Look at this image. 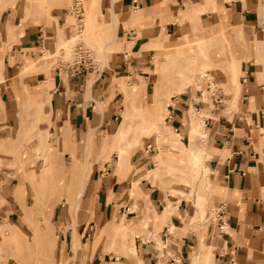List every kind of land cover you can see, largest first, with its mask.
I'll use <instances>...</instances> for the list:
<instances>
[{
    "label": "rangeland",
    "instance_id": "obj_1",
    "mask_svg": "<svg viewBox=\"0 0 264 264\" xmlns=\"http://www.w3.org/2000/svg\"><path fill=\"white\" fill-rule=\"evenodd\" d=\"M25 1L26 9L30 10V15L24 24L29 22L34 24L45 23L55 18L51 15L53 6L48 0ZM81 1L84 6V13L78 17L72 10L75 0H68L71 15L69 18L73 25L71 32H61L62 23H57L58 38L56 42L49 47L37 48L34 57L31 55L24 57L19 79L21 82L20 89L26 95L24 101L0 103V108L4 107L14 112L12 117L10 114V117H7L0 113V121H6L4 122L5 125L0 127L2 136H7L6 140L2 138L0 166L4 172V177H6L5 183L8 187H17L21 193L19 187L23 186L24 197H22L24 199L26 196L28 199V205H24L23 216L26 220V240L21 239L20 232L12 233V229L2 233L7 243L17 240L13 262L16 264H71L68 252L64 253L61 250V243L67 237L70 240L68 231L70 227L74 228L76 231L73 250L76 257L83 256L78 229L83 227V230H88L92 223L95 225L94 230L90 232L92 236L88 238L90 233L87 232L85 242L94 237L98 243L104 236V239L106 238V245L103 247L104 255L111 251L118 257L122 255L127 258L133 255L136 257V254L131 251L122 249L121 242L125 240L134 241L137 233L144 231L138 230L139 224L146 226L154 224L157 222L156 219L165 213L163 210L157 211V208L149 203L153 207L150 211L153 221L147 222V215L144 211L138 217L139 224H137L138 222L131 224L128 235L125 236L121 233H117L116 236L114 234L122 224L121 219L130 223L133 218L126 220L124 214L126 211L120 212L119 207L116 208L114 221L101 223V216L97 212L99 211L98 205L102 206V204L95 200L93 175L97 174L98 176L104 172V178L110 176L111 169L114 171L117 163L121 161L118 153L122 152L125 168L122 174L115 175L116 177L120 176V178H116L117 181H122V177H126L125 175L130 169H133L129 182L126 184L127 187H133L135 179L146 178L150 181V186L152 183L164 192L167 202L170 199L173 201L177 197L174 192H171L170 195L168 190L175 188L184 190L185 199L179 203H182L191 213L189 222L200 237V245L194 248L192 261L196 260V264H210L209 255L213 249L206 245L209 236L208 227L210 222L217 217L219 209L224 208L228 201V197L222 191L223 188L213 179L215 170H213L212 157L215 152L211 148V138L208 132L205 137H201L197 132L195 126L202 117L200 113L196 112L195 107L191 108L186 119L187 122H185L186 125L179 133L177 132V135L182 137L186 132V126L188 127V133L182 137V142H175L170 137L165 124L173 126L165 120V116L168 114V104L172 101V96H180L184 93H180L181 90L176 89L179 81L184 78L187 84H191L189 89L185 91L192 98L191 103L198 101L196 100L198 97L193 98L192 95L197 90L195 82L200 79V84L205 90L214 89L216 91L215 96H217V90L224 94L228 110H239L240 84L237 85L233 82L232 77L237 75L240 82L246 61L255 59L258 63L261 62L258 54L260 48L255 41L257 31L255 24L257 22H248L242 12L235 9L228 11L224 8L218 12L217 21L208 22L204 20L202 24L199 20L200 14L210 7L191 5L187 9L181 10L186 19L180 20L181 28L178 32L152 38L148 46L152 49L150 60L152 68L148 69L150 79L142 83L137 77L127 81L124 80V77L118 79L115 77L113 82L109 84L105 80L102 82L100 75L105 78L110 73H114V65L123 55V52H119L122 47H116L117 44L114 45L113 43L108 44V41L115 38V35L113 27L104 23V20L108 21L109 19H106L102 7L99 9L104 15L97 14L96 20H92L88 14L90 0ZM243 1L246 2V0ZM248 1L247 5L244 4L245 8L252 9L255 13H260L263 9L264 13V0ZM208 3L213 4V8H217L216 0H208ZM99 6H101L100 1ZM97 22L102 23V25H98ZM232 23H236V25L233 26ZM240 29H242L241 33H239ZM131 47L130 44L129 51L134 54ZM219 47L225 49L221 58L215 56ZM135 55L137 57L138 53ZM81 57L86 58V61L83 59L82 64H86V67H90V69L84 75L76 76L80 80L75 86L84 85L85 88L81 90L86 92L85 101L90 105L91 98L88 88L91 89L95 83L96 88L93 91L95 92L96 89L100 88L101 99L97 98L96 100L101 102V106L96 108L97 101L92 102L93 112L88 120L91 124L88 132L81 133L79 129H73L70 135L65 134V129L67 130L69 127L61 123L59 129L62 130V133L56 134L55 115L58 110L53 109L52 106V92L55 91V85L52 83H54L55 70L58 69L65 84H73L74 82L70 81L67 76V67L80 61ZM157 59H163V67L158 73H155ZM191 68H196L194 73ZM199 70L211 71V74L216 78V81L213 79L215 85L212 86L209 82L210 75L199 78L197 76ZM42 72L46 74L45 80H35V83L23 82L24 77L30 78L32 74ZM1 77L4 79V76ZM128 82H130L129 85ZM135 85L137 93L130 94L128 89ZM14 89L17 88L14 87ZM109 92H111L110 95ZM102 98L106 99L101 101ZM206 104V106L211 105ZM108 109L111 111L106 115ZM98 113L102 123H100L99 118L97 119ZM126 116L129 117L130 126L126 134H123L119 128ZM146 125H151L153 128L148 135L141 133L142 126ZM197 126L201 127L200 124ZM156 127L163 129L161 134L156 133ZM88 134H90L91 144L86 145ZM48 143L65 164L64 183L61 191L58 192L53 190L49 177L44 176L43 180L39 182V176H33V172H31V169L38 172V168L44 165L43 146ZM105 143L107 148L103 152ZM150 143L158 147L152 151V163L151 160H145V163L135 161V154L143 151ZM68 145L71 146V150ZM24 147H29V149L23 150ZM191 148L205 150L202 165L196 170H193L189 164L175 168L164 163L165 169H158L156 174L153 172L152 174L146 173L148 168L157 167L162 155L166 157L185 155L187 158ZM71 151L76 152V154ZM99 167L102 168L100 172ZM87 171L89 172L88 176L85 175ZM73 176H76L75 188L71 198H68L69 195L65 194V189ZM138 196L136 193L130 198L136 200ZM133 214L134 212H130L129 216L131 217ZM51 236L56 239L54 245H51L52 241L49 240ZM26 243H28L27 247ZM0 261L9 264L3 258L1 249ZM105 261L103 260V264Z\"/></svg>",
    "mask_w": 264,
    "mask_h": 264
},
{
    "label": "crops",
    "instance_id": "obj_2",
    "mask_svg": "<svg viewBox=\"0 0 264 264\" xmlns=\"http://www.w3.org/2000/svg\"><path fill=\"white\" fill-rule=\"evenodd\" d=\"M56 1L51 9V15L55 17L53 20L45 23L29 22L24 24L30 15V10L26 9V1L0 0V103L24 101L26 95L20 89L21 82L19 80L24 57L28 55L34 57L37 48L49 47L56 42L58 38L57 23H62L61 32L72 31L73 25L69 18L71 15L68 0ZM99 1L101 5L99 8L102 7L105 11L107 20H110L112 9L117 14L118 40L116 47L121 46L122 49L119 52H123L114 65V73H110L105 78L100 75L102 82L105 80L109 84L115 77L116 79L124 77L126 81L137 77L142 83L150 79L148 69L152 68L150 61L152 49L148 46L152 38L178 32L181 28L180 20L186 19L181 10L187 9L191 5L210 7L200 14L199 20L202 24L204 20L217 21L218 12L224 8L228 11L235 9L242 12L248 22H257L255 24L257 27L255 41L260 48L259 56L262 54L261 62L258 63L255 59H250L243 66L239 87V110H228L224 94L218 90L217 96L212 99V104L208 108L207 101L202 99L201 91L198 90V99H196L198 101H193V103H191L192 98L185 92L180 96H172L167 114L171 115V118L167 119L166 115L165 120L177 131H181L186 125L185 122H187L186 119L192 107L198 105L200 111L206 114V129L211 138V148L215 152L212 157L213 170H215L213 179L223 188L222 191L228 197L224 208L219 209L217 217L210 222L208 227L209 236L206 245L213 249L209 255L210 264H229L232 260H235L237 264H264V15L261 17L260 13L245 8L244 4L247 5L248 0L246 2L243 0H216L217 8H213V4H209L208 0H108V3L107 0ZM99 8L98 15L103 16L104 14ZM108 21L104 20L105 23ZM130 44L134 54L129 51ZM135 53H138L137 57ZM55 71L54 83H52L55 85V91L52 92V106L53 109L58 110L55 115V133H62V130L59 129L61 123L69 127V129H65V134L70 135L73 129H79L81 133L88 132L91 127L88 120L93 112L91 104L93 101H97L96 108L99 106L96 99H101L100 88L94 92L95 83L91 89L88 88L91 98L89 105L85 101L86 92L81 90L85 88L84 85L75 86L80 79L74 74L67 73L69 80L74 83L65 84L58 69ZM208 75H211L214 80L216 79L211 71ZM1 76H4V79ZM45 76L46 74L43 72L34 73L30 76L31 79L27 76L24 77L23 82L43 81ZM83 83L85 84V81ZM129 84L130 82H128ZM104 99L106 98H102L101 101ZM110 111L108 109L106 115ZM0 113L7 117L14 114L13 111L4 107L0 108ZM98 118L102 123L99 113ZM4 122L6 121H0V127L5 125ZM187 128L186 126V132L182 137L187 135ZM6 137V135L2 136V129H0V150L3 145L2 138L6 140ZM145 149L146 147L143 151L137 152L134 159L141 163L151 160L152 163L153 150L146 153ZM101 170L102 168L99 167V172ZM111 170L110 176L106 178H104V172L98 176L97 174L93 175L95 200L102 204V206L98 205L99 211L97 210L101 216V223L114 221L116 208L119 207L120 212L126 211L124 213L126 220L133 218V221L139 224L138 217L145 211L146 201L142 196H138L137 200L130 198L129 190L133 187H127L126 184L129 182L133 169H130L125 175L126 177H122V181H117L116 178H120V176L116 177L117 174H114L113 169ZM31 172H33V176L38 177V172L34 169H31ZM5 178L0 166V249L3 258L8 261L7 263L16 264L13 262V254L16 251L17 240L7 243L2 233L12 229V233L20 232L21 239L26 240V220L23 216L24 205H28V199L26 196L23 199L17 187L9 188L5 183ZM138 181L141 191L149 195L153 207L157 208V211L165 209L168 202L164 192L152 183L150 186V181L146 178H141ZM183 199L185 198L183 197L181 200ZM176 203H174L175 206L170 215L162 214L156 219L158 223L149 226L139 224L138 230L144 231L137 233L134 239L137 249L136 257L135 255L130 258L125 255L118 257L111 251L104 255L103 247L106 245L104 236L98 243L94 237L85 242L87 232L90 233L94 230L93 223L88 230H83V227L78 229L83 256L76 257L74 253L73 242L76 230L71 227L68 231L70 240L68 237L65 241L63 240L61 250L64 253L68 252L71 264H103V260H106L104 264H138L139 262L142 264H192L193 250L200 245L199 233L189 222V217H191L189 210L182 203ZM130 205L131 209H128ZM130 212H134L131 217L129 216ZM91 236L92 233L88 238ZM53 239V236L49 239L50 242L52 241L51 245L55 243L56 239ZM25 245L27 247L28 243ZM0 264H5V261H0Z\"/></svg>",
    "mask_w": 264,
    "mask_h": 264
},
{
    "label": "bare ground",
    "instance_id": "obj_3",
    "mask_svg": "<svg viewBox=\"0 0 264 264\" xmlns=\"http://www.w3.org/2000/svg\"><path fill=\"white\" fill-rule=\"evenodd\" d=\"M48 2L50 3V5H53L57 1L56 0H48ZM98 8H99V0H90L89 7H88L89 13H88V11H87V13L90 15L92 20H96V16L98 14ZM263 15H264V13H263V9H262V11L260 12V16L263 17ZM97 23H98V25H102V23H99V22H97ZM107 24L111 25L113 27L114 33H115L114 34L115 38H113L112 40H109L108 44L109 43H113L114 45H116V43H117V35H118V17H117L116 12L113 9H112L111 18H110V20L108 22L105 23V25H107ZM232 25L235 26L236 23L235 24L232 23ZM233 26H231V27H233ZM239 31H240L239 33H241L242 29H240ZM224 52H225V49L222 48V47H219V48H217V50L215 52V56H217L218 58H221L223 56ZM162 60L163 59H157L156 60V62H157V70L155 71V73H158V71L160 69H162V67H163V63H162L163 61ZM195 69L196 68H191V71L194 73ZM208 74H209V72L205 71V70H199L197 72V76H199V78L203 77V76H206ZM187 80H188V78H187ZM209 80H210V83L212 84V86H214L215 82L213 81V78H212L211 75L209 77ZM232 81L235 82L237 85L240 84L237 75L236 76L233 75ZM200 83H201L200 79H198L195 82L196 89L201 91L200 94H201L202 99L206 100L208 104H212V99L215 97L216 91L214 89L212 90L210 88H208V90L207 89L205 90L203 85H201ZM190 85L191 84H187V81L184 78V79H181L179 81V85H178V87L176 89L179 90V91L181 90L180 93L181 92H185L187 89H189ZM197 90L194 91V93L192 95L193 98L198 97L197 96ZM128 91H130V94L131 93H135L136 94L137 93L136 85L134 87L128 89ZM98 105L101 106V102L100 101H98ZM199 113H200V116L202 118H201V121L199 120L196 123L195 128H196L197 132L200 134L201 137H205V136H207V129L205 128V127H207L206 123H205V115L206 114H203L201 111ZM127 115H128V113H127ZM128 116H126L125 120L123 121V123L121 124V126L119 128V131L121 133H123V134H126L128 128L130 126V124H129L130 121L128 119L129 118ZM198 124L201 125L200 128L197 126ZM165 127L167 128L166 130L169 131L170 137H172V139L175 142H182L183 141L182 137L177 135V132L179 133V131H177L176 129H174L173 127H171L167 123L165 124ZM152 129L153 128H152L151 125L142 126L141 133H143L144 135H148L152 131ZM155 131H156L157 134H161L163 129H160V128L156 127ZM88 144H91L90 134H88V137H87V140H86V145H88ZM68 148L71 150L70 145H68ZM106 148H107V144L105 143L103 145V152L106 150ZM28 149H29V147H24L23 148V150H28ZM43 150H44V153H45V162H44V165L42 167L38 168V176H39V179H40L39 182L43 180L44 176H47V177H49V180H50V183H51V186H52L53 190L55 192L61 191L62 185L64 183V176H65V164H64V161L58 156V154L53 150L52 146L49 143L45 144L43 146ZM204 151L203 150H199V149L191 148L190 151H189V154L187 155V158H186L185 155H180V156L169 155V157H166V156L162 155V158L159 159V163H158L157 167L148 168L146 170V173L147 174H152V172H153V173L156 174L158 169L159 170L160 169H165L164 163H167V164H169V166H172V167H175V168L176 167H180L182 165H188L189 164V165H191L190 167L193 168V170H196L197 167L202 165V160H203L204 155H205ZM71 152L76 154V152H74V151H71ZM118 156H119V159H121V161L118 162L117 165L115 166L114 174H122L123 171H124V168H125L124 162H123L122 152H119ZM88 174H89L88 171L85 172L86 176H88ZM75 179H76V176H73L71 181L66 186L65 194L69 195L68 198H71V196L73 195V189L75 188ZM19 188H20V191H21V195L24 197V188H23V186H20ZM168 191H169L170 195H171V192H174V193L177 194V197L175 199L176 202H180L181 199L183 197H185V195H186L184 190L179 189V188H175L173 190H168ZM136 193H138L139 196H142L146 200L145 213L147 215V222H150V220L153 221V218H152L151 212H150L153 209V207L149 204V203H151L150 202L151 200L149 199V195L147 193H144V192L141 191L138 179L134 180V186H133V188H131L129 190V195H135ZM175 200L172 201V199H170L168 201V204L166 205L165 209H163V212L165 214H171L173 212V208L175 206L174 203H176V202H174ZM121 221H122V224L117 229V232L114 234L115 236H116L117 233H121L123 236L128 235V229L131 226V224H136V222H134V221H132L130 223H127L126 221H124L122 219H121ZM226 228H227V225L225 226V229ZM121 246H122V249H125L127 251L129 250V251H131L134 254L137 253V249H136V245H135L134 241L130 242L129 240H125V241L121 242ZM196 262L197 261L194 260L193 264H196ZM138 264H142V263L139 262Z\"/></svg>",
    "mask_w": 264,
    "mask_h": 264
},
{
    "label": "built area",
    "instance_id": "obj_4",
    "mask_svg": "<svg viewBox=\"0 0 264 264\" xmlns=\"http://www.w3.org/2000/svg\"><path fill=\"white\" fill-rule=\"evenodd\" d=\"M72 10L74 13H76V15L78 17H81L84 13V6H83L82 1L81 0H75ZM83 59H85V61H86L85 57H81L80 61H77L72 65H69L67 67L68 73L74 74L75 76H80V75H84L85 73H87L89 71L90 67H86V64H82ZM195 110L197 113H199L200 107L198 105H196ZM166 117H167V119H169V118H171V115H167ZM154 149H158V147H156L155 145L150 143L146 146L145 151H146V153H149ZM221 228H223L222 225H221ZM229 264H237V262L235 260H232Z\"/></svg>",
    "mask_w": 264,
    "mask_h": 264
}]
</instances>
